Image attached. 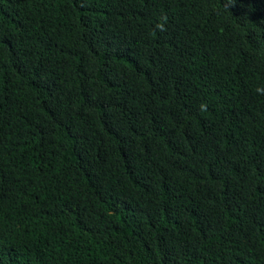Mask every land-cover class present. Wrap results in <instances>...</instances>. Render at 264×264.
Segmentation results:
<instances>
[{
  "label": "trees",
  "instance_id": "obj_1",
  "mask_svg": "<svg viewBox=\"0 0 264 264\" xmlns=\"http://www.w3.org/2000/svg\"><path fill=\"white\" fill-rule=\"evenodd\" d=\"M0 264H264V0H0Z\"/></svg>",
  "mask_w": 264,
  "mask_h": 264
}]
</instances>
